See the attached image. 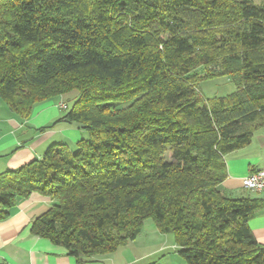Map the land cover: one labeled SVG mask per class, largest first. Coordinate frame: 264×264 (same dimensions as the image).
<instances>
[{
    "label": "trees",
    "instance_id": "obj_1",
    "mask_svg": "<svg viewBox=\"0 0 264 264\" xmlns=\"http://www.w3.org/2000/svg\"><path fill=\"white\" fill-rule=\"evenodd\" d=\"M218 76L235 90L204 96ZM73 90L60 120L83 137L0 177V221L35 192L52 204L32 233L81 260L150 218L185 264H264V201L220 187L264 125V0H0V100L24 119Z\"/></svg>",
    "mask_w": 264,
    "mask_h": 264
},
{
    "label": "crops",
    "instance_id": "obj_2",
    "mask_svg": "<svg viewBox=\"0 0 264 264\" xmlns=\"http://www.w3.org/2000/svg\"><path fill=\"white\" fill-rule=\"evenodd\" d=\"M61 97L52 98L34 105L27 118H20L11 112L0 100V177L16 170L34 159H40L52 144H65L76 148V142L83 132L75 124L60 120L64 114L59 103ZM227 176L220 184L228 196L249 195L264 201V188L249 191L242 187V178L254 170H264V125L258 128L251 141L225 155ZM52 200L38 193L19 198L10 209L9 216L0 221V262L7 264H154L150 258L157 254L163 264H184L178 254V247L170 234H161L152 250L145 251L144 243L128 241L116 251L96 255L87 260L69 255L67 249L46 238L32 233L31 223L46 212ZM255 240L264 246V206L248 221ZM153 231L156 233L157 231ZM142 232V231H141ZM154 238L158 235L154 234ZM134 247V248H133ZM168 253H164L165 249ZM135 248H138L136 251ZM183 261H182V260ZM158 264V263H157ZM161 264V263H160Z\"/></svg>",
    "mask_w": 264,
    "mask_h": 264
},
{
    "label": "rangeland",
    "instance_id": "obj_3",
    "mask_svg": "<svg viewBox=\"0 0 264 264\" xmlns=\"http://www.w3.org/2000/svg\"><path fill=\"white\" fill-rule=\"evenodd\" d=\"M200 89V90H199ZM198 90L201 91V93L208 97H221L226 96L233 92L235 90L234 82L227 76H218L206 80H202L199 82ZM78 92L73 90L69 93H67L64 97L62 96L61 99L65 102H67L68 108L73 104V101L75 98H77ZM65 111V110H64ZM168 157V155H167ZM156 230V226L154 225V222L152 219L148 218L144 220L142 232L139 235L138 239L136 241L144 243L145 251L152 250L155 246L158 245V242L162 243L161 239L158 240L157 237L161 238V234L157 231L154 233L153 231ZM154 234L158 235L154 238ZM134 248V247H133ZM171 248L168 247L165 249L164 253H168L167 250H170ZM137 251L138 248H135ZM156 255L150 258V262H154V264H163L164 262L161 261L162 258H157ZM182 260V259H181ZM183 261V260H182ZM185 264V262H182Z\"/></svg>",
    "mask_w": 264,
    "mask_h": 264
},
{
    "label": "built area",
    "instance_id": "obj_4",
    "mask_svg": "<svg viewBox=\"0 0 264 264\" xmlns=\"http://www.w3.org/2000/svg\"><path fill=\"white\" fill-rule=\"evenodd\" d=\"M59 107L66 108L64 103H59ZM242 187L250 191H260L264 188V170H254L242 178Z\"/></svg>",
    "mask_w": 264,
    "mask_h": 264
}]
</instances>
